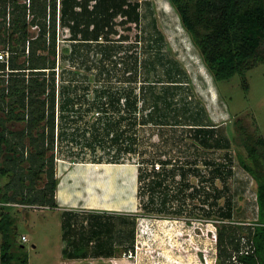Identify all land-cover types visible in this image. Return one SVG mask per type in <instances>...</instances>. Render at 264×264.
Returning a JSON list of instances; mask_svg holds the SVG:
<instances>
[{
	"label": "trees",
	"instance_id": "trees-1",
	"mask_svg": "<svg viewBox=\"0 0 264 264\" xmlns=\"http://www.w3.org/2000/svg\"><path fill=\"white\" fill-rule=\"evenodd\" d=\"M142 1L145 0H60L58 6V0H32L27 7L17 0H0V46L10 53L9 64L0 63V204L57 207L55 151L60 140L79 144L76 150L88 148L94 154L102 151L108 155L91 161L94 163H127L129 156L138 153L139 128L148 125L144 116L145 87H140L138 92L134 87L123 91L104 87L97 91L92 102H85V94L77 99V93L82 88L87 94L89 89L82 82L75 84V80H68L65 69L57 72L62 69L57 65V57L62 55L66 61L72 54L74 58L80 56L85 48L94 45L101 55L98 70L105 74L109 71L107 61L114 52L110 40L116 32L114 20L122 17V25L140 28ZM170 3L216 82L235 75L245 79L248 71L264 61V0H170ZM31 27L39 30L36 37L29 32ZM58 27L70 32L66 41L73 44L72 48H62L61 55L57 46ZM132 58L135 61L130 62L126 74L131 73L129 83L135 85L140 64L138 57ZM240 123H235L239 140L257 162L256 150L264 146V140L250 137ZM7 124L22 128L11 130ZM190 129L191 139L199 149L232 148L231 140L219 134L215 126ZM72 151L69 153L74 155ZM236 158L256 181H262L259 171L252 169L241 155ZM234 161L229 153L223 162L204 160L203 167L208 171L204 176L196 170L197 164L196 168L184 170V166L175 165L172 160L152 164L150 168L140 162L139 197L146 199L145 193L149 195L148 202L144 200L140 205L149 212H163L170 193L168 190L165 194L162 188L179 173L184 182L195 173L202 184L225 183L233 175ZM169 165L170 171L165 170L164 166ZM7 178L9 182L3 185ZM44 179L45 185L38 188V182ZM185 187L195 189L188 184ZM213 190L212 195L200 187L196 195L201 198L205 193L201 201L212 207L206 216L216 217L218 221V257L225 258L229 264H264V183L257 188L258 219L247 228L234 225L232 199L220 204L223 192L215 186ZM161 195L163 198L158 201L156 198ZM0 208V264H29L28 254L17 240L11 207L0 205ZM242 251L246 253L240 254ZM234 253L237 263L232 261Z\"/></svg>",
	"mask_w": 264,
	"mask_h": 264
},
{
	"label": "rangeland",
	"instance_id": "rangeland-1",
	"mask_svg": "<svg viewBox=\"0 0 264 264\" xmlns=\"http://www.w3.org/2000/svg\"><path fill=\"white\" fill-rule=\"evenodd\" d=\"M140 4V28L133 24L122 25V17H116L114 20L116 32L110 36L114 52L113 57L107 61L109 71L105 74L98 70L97 64L100 63L101 55L99 48L94 45L85 48L82 54L76 55L75 58L73 54L71 56V53H68L71 57L64 61L61 49L72 48L73 44L66 41L70 32L58 27L57 46L61 57L58 55L57 65L62 69L57 72L62 73L65 69L68 80H75L74 83L77 84L82 82L81 84L89 89L87 94L82 88L77 93V99H81L79 96L85 94V102H92L97 91L104 87L121 91L134 87L137 92L140 87H145L144 116L148 125L139 128L138 153L129 156L127 163L138 165L141 162L145 168H150L152 164L172 160L173 164L184 166V170L196 168L197 164L196 170L204 176L208 174L207 169L203 167L204 160L217 159L223 162L225 155L229 153L235 161L233 175L225 183L218 181L216 184H202L200 177L195 173L188 175L185 182L180 173L175 179L166 182L168 189L164 187L166 190H162L165 194L168 190L170 193L167 210L164 206L163 212H149L140 206L137 216L134 217L133 244L130 243L126 249L128 252L118 253V257H125V264H229L225 258L218 257V221L216 217L206 216L212 207L209 203H202L205 193L200 198L196 195V189L205 188V192L211 194L214 186L222 190L220 204L231 198L235 226L247 228L257 221V181L236 161L238 155L245 158L247 151L239 140L235 123L241 122L248 135L264 140V61L248 71L245 79L235 75L218 83L207 68L200 51L193 44L190 34L184 29L172 4L168 0H145ZM29 32L36 37L39 30L31 27ZM2 48L4 47L0 46V49ZM132 56L138 57L140 64V73L135 85L129 83L131 73L126 74L130 62L135 61ZM113 68L114 70L110 71ZM73 72L79 74L73 75ZM110 116L114 117L112 114ZM203 125L215 126L219 134L222 133L231 140L232 148L199 149L193 143L189 131L192 130L190 128ZM130 134L131 132L129 137ZM70 144L72 143L65 139L60 140L59 146L57 145L56 178L58 171H63L74 163L108 157L102 151L94 154L92 149L76 150L80 145ZM70 150H74V155L69 153ZM61 153L63 156L59 155ZM164 169L170 171L171 166H164ZM258 176L264 183V173L259 172ZM45 183L46 179L38 182V188ZM185 184L195 189L185 187ZM144 196L146 199L139 197L140 204L144 200L148 202V193ZM161 198L162 195L156 199L160 201ZM217 209L215 208V211ZM11 214L16 219L17 240L24 246L29 264H60L58 215H54L51 209L19 207H11ZM79 227L83 228V225L80 224ZM24 234L28 238L26 243L21 242V236ZM1 242L0 235V245ZM68 242L73 251L71 239L68 238ZM33 245L37 248H33ZM88 255L81 263L115 264L113 261H95L90 258L92 253L88 252Z\"/></svg>",
	"mask_w": 264,
	"mask_h": 264
},
{
	"label": "crops",
	"instance_id": "crops-1",
	"mask_svg": "<svg viewBox=\"0 0 264 264\" xmlns=\"http://www.w3.org/2000/svg\"><path fill=\"white\" fill-rule=\"evenodd\" d=\"M138 176L135 163L77 162L57 172V207L51 211L58 215L60 264H83L88 252L95 261L126 263L118 253H126L134 241V217L141 206Z\"/></svg>",
	"mask_w": 264,
	"mask_h": 264
},
{
	"label": "built area",
	"instance_id": "built-area-1",
	"mask_svg": "<svg viewBox=\"0 0 264 264\" xmlns=\"http://www.w3.org/2000/svg\"><path fill=\"white\" fill-rule=\"evenodd\" d=\"M11 1V0H9ZM19 3H22V4H25L27 7H30L31 5V2L32 0H17ZM59 3H60V0H58ZM60 5V4H59ZM28 46H29V43H28ZM27 52H28V49H27ZM9 59H10V53H9V50L6 48H2L0 49V63H5V64H9ZM159 165H157V169H159ZM0 205H5V206H8V207H19L21 209H34V210H45V209H52L50 208L49 206H42V205H29V204H10V203H7V204H0ZM22 242L23 243H26L28 242V238L26 236H22ZM246 241H244L243 239V243H245ZM247 251V250H245ZM245 251H242L240 252V254H243ZM246 253V252H245ZM237 254H234L233 258H232V261L234 263H237Z\"/></svg>",
	"mask_w": 264,
	"mask_h": 264
},
{
	"label": "flooded vegetation",
	"instance_id": "flooded-vegetation-1",
	"mask_svg": "<svg viewBox=\"0 0 264 264\" xmlns=\"http://www.w3.org/2000/svg\"><path fill=\"white\" fill-rule=\"evenodd\" d=\"M169 1V3H170V0H168ZM178 13V12H177ZM18 126H20V125H17V126H13L12 124H7V127L9 128V129H17V130H19L20 128H18ZM247 133V132H246ZM250 136V135H249ZM250 137H252V136H250ZM259 138H261V137H259ZM247 151V150H246ZM257 162L255 161V159L253 158V157H251V154H249L248 153V151H247V155H246V157L244 158L245 159V161L248 163V165L250 166V167H252V169H254V170H256V171H259V172H262V173H264V146L263 147H257ZM4 158H6V156H7V154L6 153H4ZM2 156V157H3ZM7 182H9V179L7 178V179H5L4 181H3V185L5 184V183H7ZM261 183V181L260 182H258L257 181V188L259 187V184ZM11 204V203H10ZM14 204H21V203H14ZM43 206V205H42ZM12 207V206H11Z\"/></svg>",
	"mask_w": 264,
	"mask_h": 264
}]
</instances>
